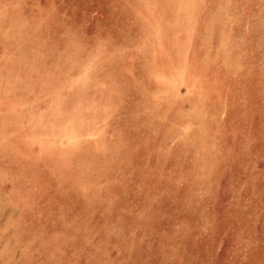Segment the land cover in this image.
<instances>
[{
    "label": "rangeland",
    "instance_id": "rangeland-1",
    "mask_svg": "<svg viewBox=\"0 0 264 264\" xmlns=\"http://www.w3.org/2000/svg\"><path fill=\"white\" fill-rule=\"evenodd\" d=\"M0 264H264V0H0Z\"/></svg>",
    "mask_w": 264,
    "mask_h": 264
}]
</instances>
